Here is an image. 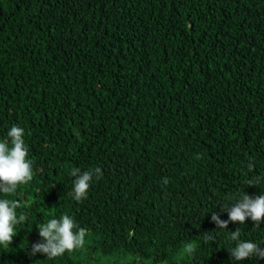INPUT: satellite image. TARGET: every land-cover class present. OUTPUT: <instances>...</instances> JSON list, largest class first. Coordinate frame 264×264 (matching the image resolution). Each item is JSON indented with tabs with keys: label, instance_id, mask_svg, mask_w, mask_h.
<instances>
[{
	"label": "trees",
	"instance_id": "1",
	"mask_svg": "<svg viewBox=\"0 0 264 264\" xmlns=\"http://www.w3.org/2000/svg\"><path fill=\"white\" fill-rule=\"evenodd\" d=\"M12 125L33 177L0 194L26 218L0 264H232L233 231L264 247V223L211 221L264 193V0H0V139ZM76 168L101 170L80 201ZM63 215L83 246L31 255Z\"/></svg>",
	"mask_w": 264,
	"mask_h": 264
},
{
	"label": "clouds",
	"instance_id": "2",
	"mask_svg": "<svg viewBox=\"0 0 264 264\" xmlns=\"http://www.w3.org/2000/svg\"><path fill=\"white\" fill-rule=\"evenodd\" d=\"M247 3V2H246ZM244 2V6L246 5ZM243 6V7H244ZM28 157L25 146L24 130L12 125L5 139H0V194H12L18 186L32 180V161ZM100 169L81 172L79 168L72 170L73 198L80 201L88 194L93 177L99 178ZM167 183V180H165ZM20 205L7 198H0V247L7 246L16 235V226L25 221L23 214L17 215ZM223 211V209H222ZM251 220L259 226L264 223V193L250 196L244 193L236 197V202L227 208V219L222 220L216 213L211 215V221L218 229H227L230 222L244 224ZM40 240L32 243L30 254L40 253L48 259H55L66 252L79 249L84 244L85 230L80 228L69 215L51 218L46 223L36 226ZM75 229V231H74ZM234 246L229 248L232 264H242L247 259L253 264L264 260V247L251 239H240V233L233 231L230 236ZM192 246H186L191 252Z\"/></svg>",
	"mask_w": 264,
	"mask_h": 264
},
{
	"label": "rangeland",
	"instance_id": "3",
	"mask_svg": "<svg viewBox=\"0 0 264 264\" xmlns=\"http://www.w3.org/2000/svg\"><path fill=\"white\" fill-rule=\"evenodd\" d=\"M105 262V260H103ZM116 262H119L120 264H128V263H133V264H149L147 261H144L142 259L135 260V256L132 254L129 255H123L121 258L119 256H115L113 258V262L109 263L106 262L107 264H116ZM166 264V263H162Z\"/></svg>",
	"mask_w": 264,
	"mask_h": 264
},
{
	"label": "water",
	"instance_id": "4",
	"mask_svg": "<svg viewBox=\"0 0 264 264\" xmlns=\"http://www.w3.org/2000/svg\"><path fill=\"white\" fill-rule=\"evenodd\" d=\"M39 241V240H38Z\"/></svg>",
	"mask_w": 264,
	"mask_h": 264
}]
</instances>
